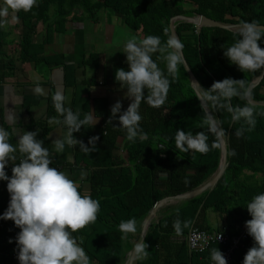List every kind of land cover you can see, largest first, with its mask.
Returning <instances> with one entry per match:
<instances>
[{
    "label": "trees",
    "instance_id": "obj_1",
    "mask_svg": "<svg viewBox=\"0 0 264 264\" xmlns=\"http://www.w3.org/2000/svg\"><path fill=\"white\" fill-rule=\"evenodd\" d=\"M79 9L82 11L80 16L76 12ZM102 11L117 17L120 23L138 33L140 39L147 35H158L162 42H166L168 34H171L170 20L177 15H205L233 25L246 20L264 24V0H39L30 12H14L20 31L17 55L22 61H51L54 66L65 65L63 54L43 55V44L35 42L38 23L45 24L46 43L53 40L55 34L66 33L68 24L84 23L89 19L98 21L97 16ZM175 25L184 44L185 59L200 86L208 88L214 81L226 77L244 79L251 84L260 76L262 69L242 72L223 55L224 47L234 43L236 31L197 27L186 20L176 21ZM165 29L168 30L167 34ZM8 36L5 28L0 29V83L5 80L9 65L2 58L7 54L6 46L11 42ZM258 43L264 47V38ZM98 55L94 53L91 56L94 66L98 64ZM121 60L120 68L127 69L125 53ZM158 64L165 68V62L158 61ZM97 81L95 78L93 84ZM253 91V99L260 102L259 105H264V77ZM232 103L243 106L245 101L233 98ZM129 104L127 102L122 106L126 109ZM111 106L109 101L102 106L97 105L95 114L99 119L95 126L82 127L80 132L75 133L85 143L90 136H98L96 151L84 153L77 145L74 147V161L64 162L60 167L55 163L57 153L52 152L51 166L60 170L76 167L87 171L88 186H80L78 191L90 194L100 202L96 222L73 234L90 257V264H124L141 239L143 222L156 204L165 197H174L203 185L213 177L222 157L220 141L211 134L209 143L217 141L218 146L206 154L182 153L175 149L177 128L191 129L195 133L202 130L199 125L204 119L200 101L184 65L180 66L179 75L171 83L164 106L153 108L146 102L141 103L143 119L140 123L148 134L147 140L129 141L126 132L116 126L118 120L109 122ZM215 115L221 122L227 142L224 173L207 192L160 208L159 220L151 222L144 239L148 244L147 255H138L136 264H206L211 260V249L218 248L224 253L230 248V243L214 244L204 252L192 253L186 243L190 228L196 225L208 229L205 216L209 210L222 213L238 207L244 217L243 224L251 219L245 204L257 193L264 192V116L257 115L255 127L243 137H237L235 130L240 123H233L226 110L217 111ZM52 117L60 118L51 99L48 120L40 122L44 133H48L54 125V120L50 122ZM10 142L16 144L11 138ZM44 146L51 150L49 142ZM6 170L11 176V164L6 166ZM9 200L7 181L0 180V213L6 210ZM176 209H179L182 221H191L179 236L173 228V221L177 218ZM130 218L136 219L137 232L123 238L118 225L121 220ZM243 229L244 225L237 233L240 234ZM19 231L13 220L0 219V252L5 255L8 264H15L11 255L17 254L15 237ZM246 233L247 243L232 252V264H242L246 252L254 244L253 238ZM201 256L204 260L200 259Z\"/></svg>",
    "mask_w": 264,
    "mask_h": 264
},
{
    "label": "clouds",
    "instance_id": "obj_2",
    "mask_svg": "<svg viewBox=\"0 0 264 264\" xmlns=\"http://www.w3.org/2000/svg\"><path fill=\"white\" fill-rule=\"evenodd\" d=\"M39 0H0V29L7 27L10 10L30 12ZM18 18V17H17ZM167 34L168 30L165 29ZM264 38V24L256 21H244L236 26V39L224 47L223 55L229 63L242 72H255L264 68V47L259 41ZM184 44L174 34H168L166 42L158 35H147L142 39L127 37L123 45L127 69L121 67L115 72L120 87L126 89L125 96L131 99L126 109L121 100L111 106L109 122L118 120L116 125L126 132L127 139L144 141L148 134L141 126L143 116L140 112L142 102L153 108L166 104L172 81L177 78L180 66L185 65ZM155 57V58H154ZM158 61L165 62L161 68ZM194 85V83H192ZM196 87V97L204 119L200 131L177 128L174 141L175 149L182 153H208L217 147V141L209 143V134L217 140L224 134L221 122L215 113L226 110L233 123L239 122L235 135L243 137L256 125V117L264 116V105L254 99V91L244 79L226 77L214 81L210 87ZM43 88L36 84L33 92L42 94ZM233 98L245 101L243 106L233 105ZM53 107L60 118L52 117L59 126L58 137L50 150L37 138V131H24L13 144L14 135L0 126V180L7 181L10 200L6 210L0 213V219H11L19 227L15 240L19 264H90V257L74 236L78 230L96 222L100 211V202L90 194L78 191L79 184L70 178L67 171L53 164L52 152L63 154L66 148L77 145L84 153L91 154L98 149V136H90L85 143L75 133L83 128H92L98 122L94 113L81 114L79 109L67 106L68 96L63 90H57L51 97ZM11 164V176L6 166ZM187 182V180H186ZM251 219L245 221L248 234L254 244L246 252L242 264H264V192H259L246 204ZM173 221L175 233L182 235L191 221H182L179 209ZM123 238L137 232L135 218L121 220L118 225ZM205 229V228H204ZM208 230V229H207ZM210 231V230H209ZM215 231V230H214ZM218 231V230H216ZM221 238V233L217 239ZM12 242V238L9 239ZM148 244L141 239L134 251L141 256L147 255ZM213 264H228L225 255L218 248L211 249Z\"/></svg>",
    "mask_w": 264,
    "mask_h": 264
},
{
    "label": "crops",
    "instance_id": "obj_3",
    "mask_svg": "<svg viewBox=\"0 0 264 264\" xmlns=\"http://www.w3.org/2000/svg\"><path fill=\"white\" fill-rule=\"evenodd\" d=\"M78 15L80 16V14ZM97 18L96 23L107 29L103 38L110 43L116 36V34L111 33L112 29L115 30L116 25H120V20L106 11L100 12ZM7 21L8 24L5 29L8 31V38L11 42L5 48L7 54L2 56L9 65L6 69L5 80L0 83V126L14 133L11 137L14 143H18L17 139L24 131L38 130L37 138L43 140L44 144L49 142L51 149L53 148L52 140L58 137L57 130L61 126L54 123L50 131L44 133L40 122L45 123L48 120L51 97L57 90H63L68 96V107L74 111L79 109L82 115L92 112L96 118H98L95 114L96 106L104 105L105 101H109L110 105H113L117 101L115 99L118 98L115 97L116 95L120 96L119 100H121L122 105L127 102L131 103V99L125 96L126 89L121 88L115 79V72L120 68L119 64L124 52L122 55L120 54L121 58H117V60L108 59L107 55L101 52H92L87 55L85 46L87 36L85 27L87 24L85 22L79 21L75 24H68L70 32L55 34L53 40L46 43H44L46 37L45 24L43 22L38 23L35 42L43 44V55H64L62 61L65 65L54 66L51 61L39 63L22 61L16 50L20 39V31L17 28L18 20L11 10ZM123 26L121 23V27ZM94 31L96 30L94 29ZM94 53L99 54L96 59L99 65L96 66L93 65L94 59L91 58ZM95 78L98 81L93 84ZM36 84L42 86L44 90L42 94L33 92ZM56 158L55 163L58 166L64 162L72 163L74 161V148H66L63 154L57 153ZM61 170L67 171L70 178L77 181L79 187L88 186L86 170L76 167H66ZM178 201L177 199L170 200L165 205L177 204ZM239 210L238 207L236 210L232 209L222 213L209 210L205 216L208 230H222L231 235L238 234L237 231H240L244 225V217ZM158 212L153 218L155 221L160 218ZM4 256L3 253H0V264H8ZM128 259L129 256L126 262ZM136 260L134 264H136Z\"/></svg>",
    "mask_w": 264,
    "mask_h": 264
},
{
    "label": "water",
    "instance_id": "obj_4",
    "mask_svg": "<svg viewBox=\"0 0 264 264\" xmlns=\"http://www.w3.org/2000/svg\"><path fill=\"white\" fill-rule=\"evenodd\" d=\"M179 20H186V21L192 22L197 27H203V26L220 27V28H224V29H228V30H234V31H236V26H237V25H233V24L222 23L220 21L211 19L205 15H197V16H193V17H188V16H184V15H177V16H174L171 18L169 27H170L171 34L174 33L178 38H179V36H178L177 30H176L175 22L179 21ZM184 66H185V68L189 74L191 86L197 92L196 87H198V85H196V84L200 85V82L198 81L196 75L193 73V71L190 68L187 61H185ZM263 77H264V68H262V72H261L260 76L252 81V83H251L252 88H254L263 79ZM192 83H194V85ZM257 103L260 104V102H257ZM219 141H220V146H221L222 157H221V162H220L219 168L217 169V171L215 172L213 177L210 178L203 185L199 186L198 188H196L194 190H191L189 192H186V193L174 196V197H165L160 202H158L156 204V206L150 211V213L148 214V216L144 220L143 229H142V233H141V237L143 238V240L145 239L148 228L151 224V221L156 216V213L158 212L159 208H161L163 205H165L170 200H174V199L181 200V199L193 198L197 195H200L203 192H207L208 190L212 189L216 185V183L218 182L219 178L224 173L226 166H227V142H226L223 135L219 138ZM137 256H138V254L133 249L129 254L128 261L125 264H134Z\"/></svg>",
    "mask_w": 264,
    "mask_h": 264
},
{
    "label": "built area",
    "instance_id": "obj_5",
    "mask_svg": "<svg viewBox=\"0 0 264 264\" xmlns=\"http://www.w3.org/2000/svg\"><path fill=\"white\" fill-rule=\"evenodd\" d=\"M247 230L244 223V229L240 234L231 235L228 232L218 230V231H209L207 229L201 228L199 226L193 225L186 235V243L190 251L200 253L204 252L205 249L209 248L214 244H227L230 243V248L225 251V255L228 264H232L231 254L238 247H244L247 243ZM221 233V238L217 239L218 235ZM1 253V252H0ZM2 254V253H1ZM11 258L15 264H19L17 254L14 253L11 255ZM201 260H204V257H200ZM206 264H213V262L207 261Z\"/></svg>",
    "mask_w": 264,
    "mask_h": 264
},
{
    "label": "rangeland",
    "instance_id": "obj_6",
    "mask_svg": "<svg viewBox=\"0 0 264 264\" xmlns=\"http://www.w3.org/2000/svg\"><path fill=\"white\" fill-rule=\"evenodd\" d=\"M76 12L78 14L82 13L81 9H79ZM96 22L97 21L90 20V19L85 21V24H87V26L85 27V33L87 34L85 38L86 39L85 46L87 49V55H90V53L92 52H101V53H105L108 59L117 60V58H121L120 54L122 55L123 45L127 37L135 36L137 37V39H140V36L138 33H134L133 30L131 28H128L126 25L121 27V23H119L120 25L119 26L116 25L117 28L115 30H113L114 29L113 28L111 32V33L116 34V36L110 43H108V41L105 38H103V34L107 29H104L102 25L100 27L99 24ZM94 29L96 31H94ZM68 31L70 32L69 28L67 32ZM101 43L103 44V46ZM115 97H118L115 100L120 99V96L116 95ZM258 176H260V174ZM214 216H217V215H214Z\"/></svg>",
    "mask_w": 264,
    "mask_h": 264
}]
</instances>
